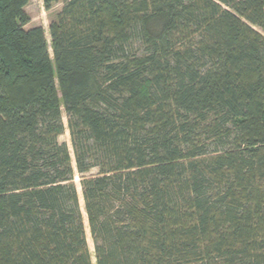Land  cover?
<instances>
[{"label":"trees","instance_id":"1","mask_svg":"<svg viewBox=\"0 0 264 264\" xmlns=\"http://www.w3.org/2000/svg\"><path fill=\"white\" fill-rule=\"evenodd\" d=\"M62 1L0 0V264H264V0Z\"/></svg>","mask_w":264,"mask_h":264},{"label":"rangeland","instance_id":"2","mask_svg":"<svg viewBox=\"0 0 264 264\" xmlns=\"http://www.w3.org/2000/svg\"><path fill=\"white\" fill-rule=\"evenodd\" d=\"M63 4H64L63 1L60 0L57 4H55L53 6L51 11H47L45 9L43 0H31L29 5L26 7V13L28 14V16L30 18V23L26 26V28L28 29V28H33V27H43L45 30V34H46V38L48 40V43H49V45H51V37H50L49 27L53 21L57 20V16L61 12V10L63 8ZM50 52L52 53L51 47H50ZM64 120H65V124L67 126V119L64 118ZM60 140H61V142L67 143L71 149V140H70L69 131L66 130L64 135L61 136ZM97 173H98L97 170H93L91 173H89L87 175V177L91 176V175H96ZM81 181H82V176L79 174H76L75 184L77 185V188H78L82 213H83L84 218H85V225H86V231H87V235H88L89 246H90V249L93 253V251H94L93 241H92L91 236H90V230H89L88 221H87V217H86V209H85V203H84V199H83V195H82ZM94 263H95V260H94Z\"/></svg>","mask_w":264,"mask_h":264}]
</instances>
